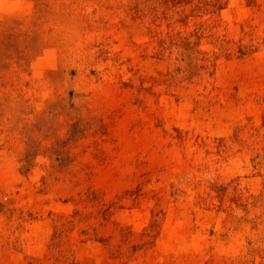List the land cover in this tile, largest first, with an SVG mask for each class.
I'll list each match as a JSON object with an SVG mask.
<instances>
[{"label": "rangeland", "instance_id": "obj_1", "mask_svg": "<svg viewBox=\"0 0 264 264\" xmlns=\"http://www.w3.org/2000/svg\"><path fill=\"white\" fill-rule=\"evenodd\" d=\"M0 264H264V0H0Z\"/></svg>", "mask_w": 264, "mask_h": 264}]
</instances>
